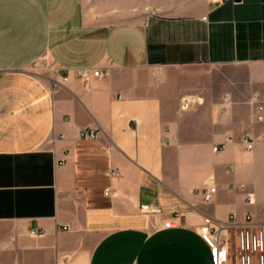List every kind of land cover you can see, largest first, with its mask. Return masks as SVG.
Returning a JSON list of instances; mask_svg holds the SVG:
<instances>
[{
	"label": "crops",
	"instance_id": "crops-1",
	"mask_svg": "<svg viewBox=\"0 0 264 264\" xmlns=\"http://www.w3.org/2000/svg\"><path fill=\"white\" fill-rule=\"evenodd\" d=\"M201 65L244 74L190 89ZM260 106L264 0H0V264H214L206 226L264 221Z\"/></svg>",
	"mask_w": 264,
	"mask_h": 264
},
{
	"label": "built area",
	"instance_id": "built-area-1",
	"mask_svg": "<svg viewBox=\"0 0 264 264\" xmlns=\"http://www.w3.org/2000/svg\"><path fill=\"white\" fill-rule=\"evenodd\" d=\"M75 74L88 81L91 77H100L106 75L100 68L89 66L75 69ZM193 96H185L180 102V109H187L198 100L192 98ZM201 102V101H200ZM263 107H259L258 119H263ZM99 132L95 128L84 127L80 130V137L83 139H95ZM230 137L226 138L229 141ZM243 142L248 149L254 147V141L250 133L243 136ZM214 150H218V146H214ZM234 166H230L228 171L233 170ZM110 174L119 176L118 170H111ZM232 188H237L243 192L244 198L247 202H254V193L248 189L244 182L232 184ZM194 191L201 196L204 201H211L217 193V186L195 187ZM110 189L106 190L109 193ZM147 210L156 214L161 211L159 204H150ZM176 226L175 218H170L165 221L164 227ZM232 229L237 230L236 247H237V264H264V221L255 219L251 212L246 214L245 220L239 222L238 216L235 212L230 215V218L225 222H220L214 227L206 226L203 229L202 235L206 238L213 248L214 264H229L230 249L229 237ZM43 230L34 229L31 231L32 235H42Z\"/></svg>",
	"mask_w": 264,
	"mask_h": 264
},
{
	"label": "rangeland",
	"instance_id": "rangeland-1",
	"mask_svg": "<svg viewBox=\"0 0 264 264\" xmlns=\"http://www.w3.org/2000/svg\"><path fill=\"white\" fill-rule=\"evenodd\" d=\"M38 67L40 64H37ZM37 67V66H36ZM242 75L244 74V70L238 69L236 67H216L209 65H201V66H193L187 67L179 71L182 78L188 81V85L190 89H195L200 84L210 83L214 81V79H224V75L228 73H237ZM192 98L197 99L198 101L191 105L189 108L194 107L195 105L200 104L201 97L193 96ZM187 108V109H189ZM186 110V109H182Z\"/></svg>",
	"mask_w": 264,
	"mask_h": 264
},
{
	"label": "water",
	"instance_id": "water-1",
	"mask_svg": "<svg viewBox=\"0 0 264 264\" xmlns=\"http://www.w3.org/2000/svg\"><path fill=\"white\" fill-rule=\"evenodd\" d=\"M237 1H239V0H237Z\"/></svg>",
	"mask_w": 264,
	"mask_h": 264
}]
</instances>
